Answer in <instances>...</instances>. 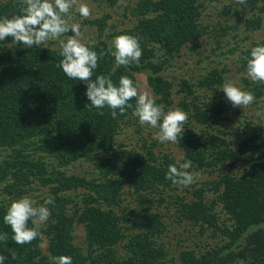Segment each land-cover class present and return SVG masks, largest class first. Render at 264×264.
Here are the masks:
<instances>
[{
    "label": "trees",
    "instance_id": "16d2710c",
    "mask_svg": "<svg viewBox=\"0 0 264 264\" xmlns=\"http://www.w3.org/2000/svg\"><path fill=\"white\" fill-rule=\"evenodd\" d=\"M123 2L130 26L117 30L106 12L84 23L96 29L98 54L107 53L114 36H135L142 48L140 62L114 68V57L105 54L93 78L112 74L117 81L127 75L138 84L135 75L146 73L147 85L165 111L173 105V85L163 73L184 48L196 52L203 36L212 37L209 51L238 53V72L246 75L248 50L264 42L253 40L263 25L264 0H244L245 9L239 11L231 3L222 5L223 24L216 25L202 21L203 0ZM21 8L22 0H0V17L16 15ZM231 15L240 25L228 23ZM228 35L235 44L225 51L221 48ZM46 47L0 50V232L9 237L0 241V254L5 264H50V256L61 254L70 255L73 264H264V130H252L233 143L228 132L213 126L227 120L225 94L217 89L225 82V68L211 66L196 83H177L182 98L176 107L188 119L174 144L182 152L180 162L191 161L189 171L207 175L180 195V185L166 178L169 165L177 162L168 153L155 154L156 141L143 136L132 109L113 118L107 108H88L85 83L69 80L57 67L59 47ZM243 84L255 101L264 102V83L244 78ZM198 89L213 95L201 96ZM129 126L137 140L132 147L117 139ZM81 161L91 167L90 175L68 173ZM33 183L47 189L35 204L52 196L54 206L48 205L51 215L40 234L18 245L3 215L13 199L29 194ZM125 187L132 190L133 206L123 198ZM74 192L78 195L71 196ZM161 204L172 206L177 221L197 228L199 235L210 232L212 240L170 253L162 239L167 223L156 209ZM76 224L84 227L85 250L73 241ZM43 236L47 254L40 248Z\"/></svg>",
    "mask_w": 264,
    "mask_h": 264
},
{
    "label": "clouds",
    "instance_id": "9594fccd",
    "mask_svg": "<svg viewBox=\"0 0 264 264\" xmlns=\"http://www.w3.org/2000/svg\"><path fill=\"white\" fill-rule=\"evenodd\" d=\"M75 0H22L21 11L16 15L0 17V42L11 36L13 42L25 47L42 45L59 40L60 59L57 67L69 80L82 81L86 85L85 96L90 102L88 108L111 111L113 118L123 115L132 109V115L141 126L156 129L153 139L161 144L176 143L182 137L187 113L179 108L165 109L156 103L147 93L139 91L138 84L127 75H121L117 81L112 74H94L98 68V60L105 54L114 57V68L138 64L142 56L140 42L135 36L122 33L114 36L107 53L99 54L92 41L85 42L81 38L78 23L69 22ZM76 11L81 17L90 15L86 3H79ZM72 35H68L69 32ZM61 39V37H65ZM246 75L253 83H264V42H258L248 50L245 57ZM217 89L224 92L233 108H246L255 102V95L244 90L232 80H225ZM135 98V104L131 103ZM264 122V119L261 120ZM199 134V133H198ZM190 160L177 161V166L169 165L166 178L173 184L183 187L192 185L198 179L189 169ZM54 199L49 196L43 204L37 205L27 197L13 199L6 207L3 224L10 227L11 240L18 245L31 243L39 234L42 224L49 220ZM31 221V226L29 222ZM7 233L0 232V241H8ZM6 257L0 254V264H5ZM50 264H73L70 255H54L49 257Z\"/></svg>",
    "mask_w": 264,
    "mask_h": 264
},
{
    "label": "rangeland",
    "instance_id": "374dc122",
    "mask_svg": "<svg viewBox=\"0 0 264 264\" xmlns=\"http://www.w3.org/2000/svg\"><path fill=\"white\" fill-rule=\"evenodd\" d=\"M136 0H129L128 5L132 6ZM86 3L90 8V15L88 17H81L76 11V6L79 3ZM205 10L202 13V21L204 23H208L209 25H216L217 22L223 24L224 17L219 15V9L224 4L231 3L236 7V9L242 10L245 9L246 3L244 0H203ZM126 6V2L123 0L117 1L115 5L111 6L108 3V0H75L74 7L71 10V15L69 18V22L78 23L81 31V38L87 41H95L97 35L96 29L94 27H89L84 23L88 18L90 20L99 17L104 12L108 13L111 18L109 19V24H115L117 30H121L125 27L130 26V19L124 17L126 12L124 7ZM248 10V9H247ZM246 10V11H247ZM249 14L253 13L251 11ZM228 23L234 25H240L238 20L234 16H228ZM73 33L70 31L68 35H72ZM231 34V33H230ZM254 41H260L264 39V21L261 29L253 34ZM65 37H61V39H65ZM212 37L203 36V38L199 42V50L200 54L197 52H192L187 48H184L181 53L171 61L170 66L166 71H164L163 75L166 79L172 82V98L173 105L170 107L171 109L177 108L178 101L182 98L181 94H178V86L177 83L180 79H186L191 83H196L198 81V77L209 69L211 66H219L220 68H225V80H232L235 84L244 90L243 79L248 78L247 75L238 72V53L226 54L220 53V50H216L214 54H212L209 50L210 47L214 45ZM235 44V39H232L230 35L224 39V45L221 48L222 50L228 49ZM47 45H52L54 47H59V40H52L47 43ZM27 47L13 42V38L11 36L6 37L4 41L0 42V50L4 51L6 49H25ZM202 50V54H201ZM208 55V57L204 55ZM136 80L138 82L139 91L141 93H147L152 98L153 96L152 90L149 88L146 82V73H138L135 75ZM249 79V78H248ZM250 80V79H249ZM202 95H207L209 98L212 97L213 94L208 92H202V90L198 89ZM221 98L225 101L226 113L224 116L227 120H222L219 122H214L213 126L220 127L222 130L229 133V139L233 143H237L244 136V134L251 133L252 130H264V122H261L264 119V102L263 101H255L252 105L241 108L239 106L233 108L231 103L226 99L225 96H221ZM235 109V111L233 110ZM143 136L150 140L156 141V145L154 147L155 154L168 153L170 154L175 161H179L182 159V152L175 146L174 143H163L161 144L157 140L153 139L154 134L156 133V129L150 128L149 126H143ZM119 142L122 143H130L131 147L137 142L135 136V128L126 127L124 128L117 137ZM139 144V143H138ZM130 146V145H128ZM49 160V159H46ZM68 173L74 174H89L92 172L91 167L85 162H77L74 166H71L67 169ZM233 171H237L238 169L234 168ZM198 177L195 183H199L200 181H204L207 178L206 174H198L195 173ZM32 190V191H31ZM190 187L180 186L176 190L177 194L187 195L190 191ZM123 198H125V202L127 204L134 205L133 195H129L128 192H132L131 189L125 187L123 190ZM47 189L42 188L38 185V183L31 186L29 194L27 197L31 198L34 202H38L39 200L35 198H42L46 195ZM71 196H77L78 192H74L70 194ZM133 202V203H132ZM157 210L160 211V215L162 216L163 221L167 223V230L163 234L162 239L163 242L167 243L169 248L172 250L170 253H175L178 249H190L193 248V242H197L200 244H207L210 240V232H206L203 235H199L197 228H190L186 223H180L176 219V214H174L173 207H165V205H157ZM217 212L223 214L220 211V208L217 207ZM226 216H222L221 220H225ZM197 232V238L196 236ZM194 237V240L192 239ZM73 241L76 245L80 246L83 250L86 248L85 244V230L82 225L76 224L74 226L73 231ZM215 241V240H214ZM213 241V242H214ZM48 239L46 236L42 237L40 248L44 254H47ZM195 248V247H194ZM122 251V249H121Z\"/></svg>",
    "mask_w": 264,
    "mask_h": 264
}]
</instances>
